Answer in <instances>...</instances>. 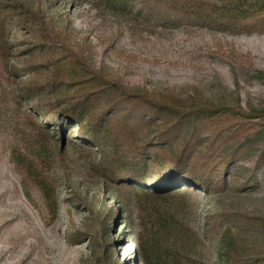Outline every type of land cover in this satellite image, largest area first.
<instances>
[{
	"label": "rangeland",
	"instance_id": "1",
	"mask_svg": "<svg viewBox=\"0 0 264 264\" xmlns=\"http://www.w3.org/2000/svg\"><path fill=\"white\" fill-rule=\"evenodd\" d=\"M113 85L237 110L199 135L202 151L211 140H217L213 148L225 141L217 147L225 151L263 123L253 115L264 111V32L117 16L97 9L94 0H0V264H142L140 242L166 215L203 240L199 264H218L216 233L225 229L254 252L264 251L263 229L230 221L264 217L262 165L256 187L242 188L229 175L221 190L178 184L172 189L184 190L161 193L152 178L128 172L121 162L115 180L106 178L114 160L109 145L90 148L77 126L52 129L45 122L51 115L39 112L99 87L105 101ZM254 140L252 148L245 146L251 152L238 172L243 177L261 150L262 141ZM32 176L53 187L56 218ZM131 184L153 194L141 195ZM92 239L98 241L94 249Z\"/></svg>",
	"mask_w": 264,
	"mask_h": 264
},
{
	"label": "trees",
	"instance_id": "2",
	"mask_svg": "<svg viewBox=\"0 0 264 264\" xmlns=\"http://www.w3.org/2000/svg\"><path fill=\"white\" fill-rule=\"evenodd\" d=\"M94 2L97 9H104L113 15L144 18L167 25L185 23L215 31H231L237 27L250 30L251 27L257 32H264V0ZM59 84L58 81L54 83L56 86ZM110 89L111 97L105 101L100 97L104 89L99 87L81 94L68 104L55 100L48 108H39V112L47 117L51 115L53 121L46 119L45 122L50 123L52 129L77 126L75 132H79V138L86 137L90 148L94 142L99 149L109 145L114 160L105 169L106 178L115 180L121 162L128 172L136 170L140 176L152 178V185L161 193H178L184 190L180 187L172 189L178 184H190L205 191L221 190L228 185L229 175L242 188L259 185V178L255 173L260 165L264 167V111L253 115L261 117L263 123L241 142H234L227 150L218 151L217 147L227 146V143L221 142L213 148L217 140H211L206 142L207 151H202L204 143L199 139L202 130L214 126L218 116H234L238 113L237 110L224 105L215 107L206 103H182L169 97L154 98L127 93L116 85ZM31 92L28 90L26 93L30 95ZM30 99L36 100V95H30ZM94 109H97L96 113L93 112ZM31 116L38 123L34 115ZM154 123L157 127L151 131ZM129 138L134 139L132 145H127ZM254 139L262 141L261 150L258 151L256 161L247 162L250 174L243 177L238 172L246 165L243 161L251 152L245 146L252 148ZM72 143L84 145L80 141L72 140ZM173 150L177 152L172 153ZM230 168H234V171L230 172ZM127 177L135 180V176ZM32 178L45 200L50 216L56 218L58 202L53 187L39 176ZM131 188L144 196L153 194L146 188L134 185ZM160 218L164 220L157 222L155 231L140 242L142 264H199L203 261V240L192 233L181 220L168 215ZM232 220L243 221L264 230V217L231 218L230 221ZM225 230L223 233H216L218 264H264V251L254 252V248L248 246L243 239L234 236L229 229ZM92 243L93 249L96 248L98 241L92 239ZM103 249L105 253L106 248Z\"/></svg>",
	"mask_w": 264,
	"mask_h": 264
}]
</instances>
